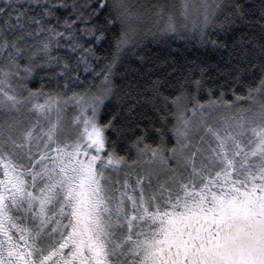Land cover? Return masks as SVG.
Instances as JSON below:
<instances>
[{"label": "snow or ice", "instance_id": "snow-or-ice-1", "mask_svg": "<svg viewBox=\"0 0 264 264\" xmlns=\"http://www.w3.org/2000/svg\"><path fill=\"white\" fill-rule=\"evenodd\" d=\"M242 8L182 0L184 24L169 12L161 33L183 39L179 28L191 20L206 40L221 15L225 28L244 17ZM157 15L163 18L165 6ZM138 19L123 0H9L0 7V264H264V36L255 44L259 83L236 97L248 106L220 101L221 113L209 101L205 112L195 96L178 94L172 105L195 101L191 112L200 119L194 123L183 107L172 155L152 149L148 161H173L172 175L162 181L149 167L130 183L132 173L121 179L120 170L141 161L118 154L107 135L121 134L116 117L104 124L100 114L115 95L112 77ZM260 21L264 29V0ZM110 29L117 30L115 54L96 72L94 45ZM81 66L101 84L68 95ZM39 73L65 82L59 90L29 88ZM69 109L75 114L67 121Z\"/></svg>", "mask_w": 264, "mask_h": 264}, {"label": "trees", "instance_id": "trees-1", "mask_svg": "<svg viewBox=\"0 0 264 264\" xmlns=\"http://www.w3.org/2000/svg\"><path fill=\"white\" fill-rule=\"evenodd\" d=\"M7 2L9 0H0V7H4ZM123 2L132 6L134 12L139 14V19L134 23L137 36L134 43L120 53L112 77L116 86L115 95L110 101H106L100 121L106 124L113 116L116 117L114 123L121 130V134L117 135L109 130L107 135L110 140L115 141L118 154L129 163L138 157L146 159L143 157L148 152L151 153L152 149L168 158V155H172L171 149L176 145L173 127L177 124V115L179 111H183V107L190 111L195 103L191 101L177 109L171 103L175 96L186 91L205 106L209 101H215L219 105L220 101L237 104L240 102L236 100L237 96L246 97L248 89L258 85L262 75L259 69L261 54L255 44L264 36L260 21L262 0H202L209 4L239 3L243 5L242 11L245 14L225 28L218 26L223 21L221 15L207 29L206 40L200 39L198 30L193 31L191 20L186 27L179 28L183 39L161 33V29L168 23L169 12L176 17L178 26L184 24L180 19L182 0ZM160 5L165 6L163 18L157 15ZM230 11V8H225V14ZM197 23H202V18ZM116 31L110 29L106 38L94 45L95 55L100 58L92 61L96 72L109 63L115 54ZM211 41L217 43L213 44ZM31 43L29 40V44ZM59 55L64 57L65 50L61 49ZM74 59L73 57L70 62L74 63ZM254 64L257 67L253 68ZM2 67L3 62L0 64V68ZM42 76L44 73H39L28 83V87L39 88L43 83L45 91L59 90L56 88L57 84L62 85L65 82L63 79L49 80L48 77L41 80L39 77ZM102 79L91 70L84 72L81 66L79 80L70 88L68 95L72 91L94 89L100 86ZM197 80L201 82L199 87L195 84ZM138 137L143 138L141 143H136ZM145 145L148 146L147 153L141 155L138 149Z\"/></svg>", "mask_w": 264, "mask_h": 264}, {"label": "rangeland", "instance_id": "rangeland-1", "mask_svg": "<svg viewBox=\"0 0 264 264\" xmlns=\"http://www.w3.org/2000/svg\"><path fill=\"white\" fill-rule=\"evenodd\" d=\"M3 62V57L1 55V59H0V64ZM21 75H23V72H21ZM13 83H15V81H13ZM97 90V87H95L94 89H92V92H96ZM25 96L27 94H24ZM71 95V94H70ZM41 102H43V99L41 98ZM237 107H247L248 106V103L246 101H240L236 104ZM214 108H219L220 109V112L223 113V106L222 105H219V104H215L213 106ZM205 112H210V109L208 107V105L205 106V109H204ZM75 114V111L73 109H69L67 111V114H66V120L67 121H70L71 120V117ZM188 115L187 117H191L193 122L195 123L196 121H198L200 119V113L197 112L195 116L192 115V112L191 110L188 111ZM213 116L216 115V113H213L212 114ZM208 122L209 123H214V120L209 117L208 118ZM201 135L203 134L202 132L200 133ZM199 142V136H194L193 137V143H198ZM147 153V152H146ZM164 157H165V154H164ZM169 157V155L167 156ZM143 158H146V159H140V163L135 167V168H122L120 170V178L123 179V173L124 172H130L132 173V175L130 176L129 178V182L130 183H134L135 182V177L137 174H143V171L144 170H147L149 167L151 168H154L155 170L157 171H160L161 172V175H160V179L163 181L164 179H166L168 176H171L172 175V172L171 171H168V168L169 167H175V163L171 160H169V164L168 165H164L161 163L160 161V157L157 156L155 158V161L152 163V164H149L148 161L152 160V157H151V153L148 152L146 156H144ZM113 175H115V173H113ZM153 183H155V177H153Z\"/></svg>", "mask_w": 264, "mask_h": 264}]
</instances>
